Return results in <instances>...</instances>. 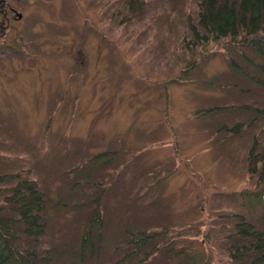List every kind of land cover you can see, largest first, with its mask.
<instances>
[{
  "label": "rangeland",
  "instance_id": "obj_1",
  "mask_svg": "<svg viewBox=\"0 0 264 264\" xmlns=\"http://www.w3.org/2000/svg\"><path fill=\"white\" fill-rule=\"evenodd\" d=\"M0 1V176L19 174L0 181V209L22 180L46 201L43 235L16 224V248L115 264L158 234L124 264L153 246L142 264H239L225 217L264 234L263 183L247 171L264 116L240 109H264V58L230 38L194 44L200 0H136L134 15L129 0Z\"/></svg>",
  "mask_w": 264,
  "mask_h": 264
},
{
  "label": "trees",
  "instance_id": "obj_2",
  "mask_svg": "<svg viewBox=\"0 0 264 264\" xmlns=\"http://www.w3.org/2000/svg\"><path fill=\"white\" fill-rule=\"evenodd\" d=\"M1 5H3L0 2ZM143 3L136 0L127 1L129 14H136L142 7ZM197 24L188 23L189 31L192 35L194 44L208 42L209 40H218L220 38H230L233 42L251 47L255 53L264 58V0H200L198 3ZM260 70V69H259ZM264 74L263 69L260 70ZM226 108H212L208 112L224 110ZM240 109L254 111L257 115L264 116V109L250 106H240ZM227 130V128H223ZM241 130L240 125H236L228 132L238 134ZM106 154H99L96 158H102ZM247 171L252 177L258 175L259 183H263L264 190V144L261 150H257L254 143L248 152ZM19 174H10L0 176L2 180H17ZM8 195L3 202L11 205L9 209L3 210L7 213L0 212V264H38L37 254L35 251H19L14 245L18 237L14 235L16 224L23 225V234L28 237L42 236L43 224L40 222L39 213L45 205L44 194L39 190L38 185L33 180H22L14 186L3 188ZM9 213H15L18 218L8 217ZM226 216V220L234 221L233 229L237 235L233 239L244 241L241 247L232 245L227 251L230 259L239 264H264V234L261 231L245 222L244 218L239 215ZM20 230V231H22ZM90 228L85 233V238L90 236ZM135 236V234H133ZM157 235L146 236L138 239L140 243L136 251L127 253L115 264H124L135 259L150 240L155 239ZM136 240V237H134ZM134 240V241H135ZM134 243V242H133ZM138 245V243H137ZM153 254H156V246H153L145 257L137 260V264H142ZM246 261V263L244 262ZM249 261V262H247Z\"/></svg>",
  "mask_w": 264,
  "mask_h": 264
},
{
  "label": "flooded vegetation",
  "instance_id": "obj_3",
  "mask_svg": "<svg viewBox=\"0 0 264 264\" xmlns=\"http://www.w3.org/2000/svg\"><path fill=\"white\" fill-rule=\"evenodd\" d=\"M3 5L0 4V13H3V17L2 20L0 21V37L3 35L4 32H1V29H5L6 28V24L8 22V20L6 19V9L5 6L6 4L4 3V1H0Z\"/></svg>",
  "mask_w": 264,
  "mask_h": 264
}]
</instances>
